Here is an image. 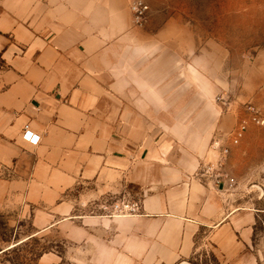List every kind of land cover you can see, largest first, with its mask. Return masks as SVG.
<instances>
[{
    "label": "crops",
    "instance_id": "obj_1",
    "mask_svg": "<svg viewBox=\"0 0 264 264\" xmlns=\"http://www.w3.org/2000/svg\"><path fill=\"white\" fill-rule=\"evenodd\" d=\"M79 8L70 0H0V216H65L77 190L96 200L122 192L141 210L87 220L95 264H175L203 228H213L222 255L264 264V255L250 253L261 196L238 185L231 158L233 190L200 174L215 155L212 134L203 142L168 135L164 115L149 112L165 105L160 86L135 81L133 67L121 86L117 66L102 62L111 49L81 22ZM26 125L37 145L23 139ZM101 224L117 226L114 234L105 238L100 227L98 238Z\"/></svg>",
    "mask_w": 264,
    "mask_h": 264
},
{
    "label": "rangeland",
    "instance_id": "obj_2",
    "mask_svg": "<svg viewBox=\"0 0 264 264\" xmlns=\"http://www.w3.org/2000/svg\"><path fill=\"white\" fill-rule=\"evenodd\" d=\"M70 1L79 5L81 22L100 33L111 49L102 62L117 66L121 86L131 67L134 71L128 76L135 81L139 76L160 86L165 105H150L149 112L164 115L168 135L203 142L212 134L209 149L215 155L207 163L220 157L211 148L214 140L229 146L225 161L227 165L231 158L238 185L241 182L247 194L261 196L263 211L250 253L263 256L264 124L250 120L247 106L255 107L264 119V0H148L142 26L133 20L131 0ZM243 120H248L247 130L233 144L232 135ZM210 125L212 131L206 135L204 128ZM77 191L69 215L29 210L0 216V264H95L93 223L86 225L87 220L127 216H111L102 207L130 198L118 192L88 199ZM97 226L98 238L100 227L107 230L105 238L117 227ZM214 238L213 228L201 229L192 253L175 264H216L209 254L220 264H241L237 257L222 255Z\"/></svg>",
    "mask_w": 264,
    "mask_h": 264
},
{
    "label": "built area",
    "instance_id": "obj_3",
    "mask_svg": "<svg viewBox=\"0 0 264 264\" xmlns=\"http://www.w3.org/2000/svg\"><path fill=\"white\" fill-rule=\"evenodd\" d=\"M133 20L136 25L142 26L145 24L148 13H149V2L148 0H131L130 4ZM247 110L250 113V120L258 125L264 124V119L261 118L255 107L247 106ZM248 127V120H243L236 128L232 135L231 142L233 144H238ZM23 139L29 142L32 145H37L40 140V136L35 134L29 129V126L26 125L23 131ZM211 148L214 151L219 152L220 157L216 162H209L203 165L200 169V174L208 179L211 183L216 185H222L226 191H231L237 185L236 179L232 177L225 169L226 157L229 154V146L225 143H222L221 140H214L211 144ZM103 210H110L111 216L114 214H128L133 215L137 214L141 209L140 201L138 200H129V202H117L111 206H103Z\"/></svg>",
    "mask_w": 264,
    "mask_h": 264
},
{
    "label": "trees",
    "instance_id": "obj_4",
    "mask_svg": "<svg viewBox=\"0 0 264 264\" xmlns=\"http://www.w3.org/2000/svg\"><path fill=\"white\" fill-rule=\"evenodd\" d=\"M209 256H210V258H211V260H212L213 262H215L216 264H220V263L218 262L217 258L215 257V255H213V254H209Z\"/></svg>",
    "mask_w": 264,
    "mask_h": 264
}]
</instances>
